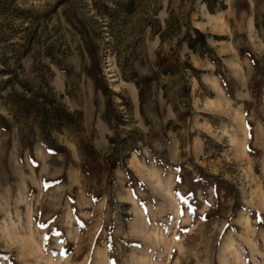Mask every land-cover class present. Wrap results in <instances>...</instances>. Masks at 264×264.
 Returning <instances> with one entry per match:
<instances>
[{"label": "rangeland", "instance_id": "374dc122", "mask_svg": "<svg viewBox=\"0 0 264 264\" xmlns=\"http://www.w3.org/2000/svg\"><path fill=\"white\" fill-rule=\"evenodd\" d=\"M0 264H264V0H0Z\"/></svg>", "mask_w": 264, "mask_h": 264}, {"label": "trees", "instance_id": "16d2710c", "mask_svg": "<svg viewBox=\"0 0 264 264\" xmlns=\"http://www.w3.org/2000/svg\"><path fill=\"white\" fill-rule=\"evenodd\" d=\"M196 33L199 34V35H203V33L200 30H198V29H196Z\"/></svg>", "mask_w": 264, "mask_h": 264}]
</instances>
